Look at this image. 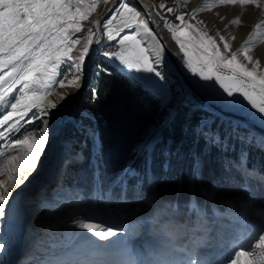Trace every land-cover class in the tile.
I'll return each instance as SVG.
<instances>
[{
	"label": "snow or ice",
	"instance_id": "6c2138e0",
	"mask_svg": "<svg viewBox=\"0 0 264 264\" xmlns=\"http://www.w3.org/2000/svg\"><path fill=\"white\" fill-rule=\"evenodd\" d=\"M108 3L92 0L85 6L84 0H0V177H7V181L0 180V225L15 203L8 181L15 188L21 177L19 184H24L43 164L53 141L75 132L85 139H65L56 168V189L72 196L69 203L80 211L70 212L69 220L76 229L86 231L67 232L72 251L58 264H145L131 259L129 226L149 218L175 226L188 242L177 246L170 240L161 257L147 264H204L199 249L213 231L208 226L209 210L218 214L221 205L231 208L229 190L238 189L250 199L253 183L264 187L260 168L248 165L250 150L264 151V132L257 131V127L264 128V73L258 74L261 62L249 49L254 36L264 41V33L259 31L264 21L256 23L245 43L233 51L230 39L235 36L229 38L225 33L229 24L242 23L239 17L210 34L205 30L208 23L198 18L199 13L211 10L209 4L189 13L180 6L169 7L166 0L139 8L117 0L107 19L96 21L86 36H77L98 6ZM212 4L264 9L262 0H212ZM117 18L120 25L113 31L110 26ZM157 21H162L158 27L166 29L178 46L188 83L173 79L174 69L164 56L167 45L150 27ZM125 29L132 31L121 35ZM97 31L101 37L94 39ZM77 46L80 50L74 56ZM93 61L97 81L110 76L113 68L127 70L125 74L134 72L129 75L131 86L150 95L162 114L144 131L115 175L109 173L94 131L85 123L91 119L89 110L68 97H61L65 103L59 108L51 102L45 104L56 87L83 88ZM221 69L230 75L220 74ZM99 87L97 83L91 88L93 101L99 99ZM197 111L208 115L200 116L193 125ZM181 115L184 138L165 135ZM190 134L189 144L186 138ZM89 139L92 148L86 155ZM76 144H80L79 151ZM86 160L87 168L77 173L76 166ZM186 160L188 166L184 167ZM206 165L209 179L205 178ZM213 165L218 167L213 169ZM89 175L91 188L85 196L78 177L87 182ZM117 188L119 193L114 192ZM99 213L109 219H101ZM197 232L204 235L196 236ZM7 251L0 228V262ZM221 264H264V225L252 242L234 246Z\"/></svg>",
	"mask_w": 264,
	"mask_h": 264
},
{
	"label": "rangeland",
	"instance_id": "374dc122",
	"mask_svg": "<svg viewBox=\"0 0 264 264\" xmlns=\"http://www.w3.org/2000/svg\"><path fill=\"white\" fill-rule=\"evenodd\" d=\"M205 4L211 5V10L199 13L198 18L204 19L208 23L209 27L205 30L209 31L210 34L215 33L214 30L224 29L219 28L222 25L220 17H224L225 20L227 10L232 7L235 8V13L230 16L226 24L237 17L241 19L242 23L240 25L229 24L225 33L229 38L235 36L234 40L230 39L233 51L245 43L248 36L253 33L256 23L264 21V9H255L252 5L243 7L238 4L213 5L212 0H202L201 6ZM86 23L91 28L95 27V23L90 24V21ZM240 27L247 29L245 34H239L236 31ZM259 31L264 33V24ZM100 37L101 33L97 38ZM149 43L157 49L159 48L155 41H149ZM249 49L250 55L261 62L258 74L264 73V41L254 36L249 44ZM239 59L243 60V57ZM165 60L168 67L173 69L166 56ZM131 74L135 73L132 72ZM174 74L175 72L172 71V77ZM220 74L230 75V72L221 69ZM88 85L87 82L85 88L79 90L69 86L56 87L55 91L46 98L45 104L51 102L59 108L65 103L61 97H68L82 106ZM50 110L52 112L57 111V109ZM2 111L3 109H0V112ZM24 127L30 126L25 125ZM64 141L63 137L53 141L43 164L36 172L28 176L24 184H19L21 177H17L15 188H13L12 182L8 181L7 187L15 197V203L12 205L4 224L0 225L8 243L5 259L0 264H28L29 261L31 264H58L59 261L66 259L72 251L68 243L67 232L69 230L86 231L76 229L73 221L69 220L70 212L73 210L80 211L75 209L74 204L69 203L73 199L72 196L56 189V168L63 154ZM0 150H3V142H0ZM0 180L7 181V177H0ZM99 215L101 219H109L105 213H99ZM209 220L208 226L213 231L207 233L208 240L199 249L201 259L204 264H221L223 260L227 259L234 246L241 243L247 245L253 241L257 229L264 225V211L252 212L249 211L248 204L240 206L233 204L231 208L222 206L221 215L214 220ZM129 232L131 236L128 247L131 251V259L136 262L144 261L145 264L159 259L164 247L170 240L177 246H182L188 242L181 230L175 226L156 223L151 218L141 221L140 224H130ZM195 235L203 236L204 233L197 232ZM23 240H25L24 245H22Z\"/></svg>",
	"mask_w": 264,
	"mask_h": 264
},
{
	"label": "trees",
	"instance_id": "16d2710c",
	"mask_svg": "<svg viewBox=\"0 0 264 264\" xmlns=\"http://www.w3.org/2000/svg\"><path fill=\"white\" fill-rule=\"evenodd\" d=\"M110 76H104L102 80L97 81L95 61L89 64L86 72V81H88V89L86 92L85 101L82 105L83 108L88 109L91 115L90 120H86L85 123L94 131L95 141L97 146L108 164V171L111 175H115L119 168L122 167L124 162L130 158L131 150L135 144L140 140L144 131L161 117V113L158 109L156 101L147 93L141 91L138 88L131 86L129 75L125 72L112 70ZM134 73V72H133ZM173 79L179 77L174 74ZM99 83V99L93 101L91 99L92 86ZM183 111H187L184 109ZM207 113H201L197 111L193 114L192 123L195 125L200 116L207 117ZM183 123V117L178 119L172 129L165 133V135L172 134L177 140L182 137L181 125ZM63 139H77L83 141L85 138L79 133H69L67 136H62ZM191 143V134L186 138ZM185 146V151L187 150ZM77 151L80 149V144L74 146ZM92 148V140L87 141V147L85 148V154L88 155ZM217 153H213V160ZM230 156H234V153H229ZM173 163L177 162L173 160ZM249 167L257 165L260 168L262 174H264V151L250 150L249 152ZM182 166L187 167V160L183 162ZM213 169L218 165H213ZM87 168V160L80 165L76 166V171L79 173L81 169ZM157 175L161 174L159 168L156 169ZM205 178L209 179V166L205 167ZM170 183L169 182H166ZM78 186L85 188V196L91 188V177L89 175L88 181L78 177ZM71 187V182H69ZM107 187V183L105 184ZM115 193H119V189L114 190ZM229 197L232 199L233 204L240 206L242 204H249L250 211L255 212L260 210L264 211V187H260L253 183L252 195L249 199L244 196L239 190H229ZM132 193H129L131 199ZM221 205L218 212L221 213ZM211 210L208 212V217L211 219Z\"/></svg>",
	"mask_w": 264,
	"mask_h": 264
},
{
	"label": "bare ground",
	"instance_id": "6f19581e",
	"mask_svg": "<svg viewBox=\"0 0 264 264\" xmlns=\"http://www.w3.org/2000/svg\"><path fill=\"white\" fill-rule=\"evenodd\" d=\"M116 1V0H114ZM140 6H146V7H151L152 5H154L155 3H157V0H136ZM113 2V1H112ZM166 2L168 3L169 7H182L184 8V10L186 12H192L194 9L201 7V2L202 0H181V3L177 4L176 2H174V0H166ZM234 7H232L231 9L229 8L227 10V13L225 14V20H223L222 25L219 28H224V24L227 23V20L230 18V16H232L235 11H234ZM102 15V12L99 11L97 12V14L94 15V20H98V18ZM151 16L153 17V19L155 20V13H151ZM215 19H217L216 17H214ZM158 24H162V21H157V23L152 24L153 27L156 29V31L159 33V35L163 38L164 43L167 45V48L170 50L171 54L173 55L174 59L179 63V65H181L180 63V55H178L179 49L178 46L175 45V42L171 40L170 34L167 33L166 29H162L160 27H158ZM219 24V22H218ZM245 30H247L245 27H240L238 29H236L237 32H239V34H245ZM216 32V30H214ZM105 47H107V43H105ZM182 67V65H181ZM183 70H185L182 67ZM225 71V70H224Z\"/></svg>",
	"mask_w": 264,
	"mask_h": 264
},
{
	"label": "crops",
	"instance_id": "0c3cea01",
	"mask_svg": "<svg viewBox=\"0 0 264 264\" xmlns=\"http://www.w3.org/2000/svg\"><path fill=\"white\" fill-rule=\"evenodd\" d=\"M113 1V2H112ZM92 2V0H84V4L85 6ZM126 2H128L129 4H133L131 1L129 0H126ZM117 3V0L114 1V0H109V3L108 4H101L98 6L97 10L92 13L89 17V19L87 21H84L83 22V31L81 33H77L76 35L77 36H86L87 34V29L91 28L90 26H87L88 23L86 22H89L90 21V24H93L96 22V20H94V15L97 14V12L101 11L102 12V15L98 18L97 21H101L103 22L105 19H107L110 15V12H109V9H111L113 7L114 4ZM120 25V19L117 18L116 21H114V23L110 26L111 30L115 31L116 28H118ZM132 30L131 29H125L123 33H121V35L125 34V33H129L131 32ZM99 33H101L100 31H97L96 33V36L94 37V39H96L99 35ZM80 50V46H77L76 49L72 52V55H77L78 52Z\"/></svg>",
	"mask_w": 264,
	"mask_h": 264
},
{
	"label": "water",
	"instance_id": "95a60500",
	"mask_svg": "<svg viewBox=\"0 0 264 264\" xmlns=\"http://www.w3.org/2000/svg\"><path fill=\"white\" fill-rule=\"evenodd\" d=\"M129 1H131L133 4H136V6L138 8L141 7L136 0H129ZM150 27L153 28L156 31V29L153 27L152 24L150 25ZM164 54H165L166 58L168 59L171 67L174 69L175 74L179 77V79H182L185 83H188V78L184 74L185 70H183L181 65H179V63L174 59L173 55L171 54V52H170V50L168 48L165 49ZM87 82L88 81H86L85 86H86ZM85 86L83 88H85ZM225 115L232 116L231 113H225ZM253 126L256 127V125H253ZM257 131L258 132H264V128L257 127Z\"/></svg>",
	"mask_w": 264,
	"mask_h": 264
}]
</instances>
